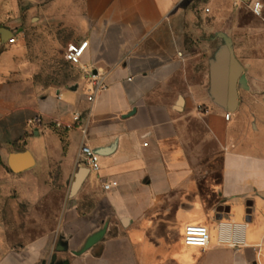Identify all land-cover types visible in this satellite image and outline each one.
<instances>
[{
	"label": "crops",
	"instance_id": "crops-1",
	"mask_svg": "<svg viewBox=\"0 0 264 264\" xmlns=\"http://www.w3.org/2000/svg\"><path fill=\"white\" fill-rule=\"evenodd\" d=\"M225 39L233 112L209 93ZM66 69L68 86L46 78ZM82 144L99 170L77 165ZM0 264H264V0H0Z\"/></svg>",
	"mask_w": 264,
	"mask_h": 264
},
{
	"label": "built area",
	"instance_id": "built-area-1",
	"mask_svg": "<svg viewBox=\"0 0 264 264\" xmlns=\"http://www.w3.org/2000/svg\"><path fill=\"white\" fill-rule=\"evenodd\" d=\"M248 1V0H242ZM251 4V12L254 16H261L262 6L259 2L249 1ZM205 12L208 13V9H205ZM13 39H10L9 42H13ZM87 47V42H82L80 44H69L65 50L64 60L72 66H78L80 64L81 57ZM87 79L91 83L90 93L87 96L88 102H93L98 93L105 89V84L103 77L97 74H89ZM230 118V113H226L224 119L228 121ZM78 117H75L77 120ZM27 125L32 126L34 129L40 128V123L35 122L30 119L27 121ZM82 136H85L86 131L83 129ZM87 165L93 171L99 170V156L94 152L93 149L89 148L85 144H82L79 148L77 154V165ZM117 186L115 181H110L103 184V189L105 191L111 190ZM183 243L188 247H197L205 249L209 244V231L205 226L202 225H187L184 228L183 234Z\"/></svg>",
	"mask_w": 264,
	"mask_h": 264
},
{
	"label": "water",
	"instance_id": "water-1",
	"mask_svg": "<svg viewBox=\"0 0 264 264\" xmlns=\"http://www.w3.org/2000/svg\"><path fill=\"white\" fill-rule=\"evenodd\" d=\"M209 76V93L214 103L226 111H235L238 104L237 85L244 86L245 79L242 75L241 67L233 57L229 40H224V46L220 49L216 58L210 63ZM15 161L16 156H11L9 166L13 171H15V169H13ZM82 177L83 173L77 177L74 189L79 186ZM101 237L102 234L100 233L91 238L85 250L92 247ZM54 261L55 256L52 257V263H54Z\"/></svg>",
	"mask_w": 264,
	"mask_h": 264
},
{
	"label": "rangeland",
	"instance_id": "rangeland-1",
	"mask_svg": "<svg viewBox=\"0 0 264 264\" xmlns=\"http://www.w3.org/2000/svg\"><path fill=\"white\" fill-rule=\"evenodd\" d=\"M78 77L79 76L75 73V71L73 69L69 70V71L66 69L65 73L62 72V73H58L57 75L46 76L47 79L56 82V84L59 86H68V85L74 83ZM209 148L212 150L211 145L209 146ZM206 158L208 161H212L214 163L215 170H216V172H218L219 163H220L219 155L218 154H208V155H206ZM21 210L23 211L22 208H21ZM13 212H15L14 209H13ZM29 221L30 220H27V222H29ZM25 222H23V223H25ZM9 223L12 227H14L17 224L16 218L13 217L12 219H10Z\"/></svg>",
	"mask_w": 264,
	"mask_h": 264
}]
</instances>
